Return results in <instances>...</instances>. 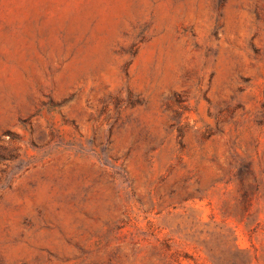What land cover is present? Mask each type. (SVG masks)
I'll use <instances>...</instances> for the list:
<instances>
[{
	"label": "rangeland",
	"instance_id": "obj_1",
	"mask_svg": "<svg viewBox=\"0 0 264 264\" xmlns=\"http://www.w3.org/2000/svg\"><path fill=\"white\" fill-rule=\"evenodd\" d=\"M0 264H264V0H0Z\"/></svg>",
	"mask_w": 264,
	"mask_h": 264
}]
</instances>
